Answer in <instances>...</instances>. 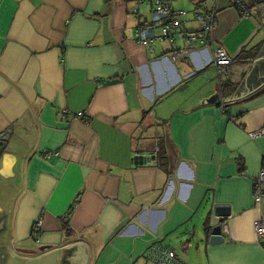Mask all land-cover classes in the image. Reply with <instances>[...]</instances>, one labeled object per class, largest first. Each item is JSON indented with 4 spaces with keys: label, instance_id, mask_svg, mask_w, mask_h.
<instances>
[{
    "label": "crops",
    "instance_id": "crops-1",
    "mask_svg": "<svg viewBox=\"0 0 264 264\" xmlns=\"http://www.w3.org/2000/svg\"><path fill=\"white\" fill-rule=\"evenodd\" d=\"M176 1L180 30L199 29ZM217 1L216 48L233 59L221 84L212 47L173 60L184 40L138 41L151 2L0 0V132L13 124L0 158L4 264H71L76 243L86 264H157L155 242L188 264H264V90L224 101L264 45V1L246 0L250 15ZM153 152L156 165L134 161ZM217 204L231 214L211 215L225 237L213 244L205 219Z\"/></svg>",
    "mask_w": 264,
    "mask_h": 264
},
{
    "label": "built area",
    "instance_id": "built-area-1",
    "mask_svg": "<svg viewBox=\"0 0 264 264\" xmlns=\"http://www.w3.org/2000/svg\"><path fill=\"white\" fill-rule=\"evenodd\" d=\"M139 4H144L146 2H151L153 4L152 8V21L154 26H158L160 31L156 33L153 26L143 23L140 24L136 30V37L138 41L145 45L146 47L151 46V42L154 39H167L171 42L177 40V37L185 41V46L175 49L170 53V58L176 60L180 57L190 54L192 46L198 45L201 47H212L214 49V63L218 67V77L220 84L222 83V78L226 74V66L230 64L233 59L227 53L223 46L216 48V43L218 42L215 29L217 14L219 11L217 0H202L195 9L193 14L195 19L200 23V28L193 31L180 30L182 27L181 17L187 13L186 10H175L170 0H135ZM264 1V0H260ZM231 3L237 6L243 15L251 14V6L246 0H231ZM155 5V6H154ZM135 13L139 15V10H135ZM1 42V37H0ZM216 48V49H215ZM223 103H221L222 105ZM225 105L223 104V107ZM63 114L68 115V110L64 109ZM78 118H85L83 112H78L76 114ZM258 131L254 134H259ZM45 154L50 157L53 153L45 152ZM156 153H137L134 161L137 164H152L156 165L155 161ZM254 200L256 203H262L264 200V167L261 168L257 178L254 181ZM42 219L38 220L35 225V238L39 240V232L42 228ZM256 230L260 236H264V222L263 220H258L255 223ZM147 258L157 264H188L179 258L177 252L174 248L166 246L160 242L153 243L148 251Z\"/></svg>",
    "mask_w": 264,
    "mask_h": 264
},
{
    "label": "water",
    "instance_id": "water-1",
    "mask_svg": "<svg viewBox=\"0 0 264 264\" xmlns=\"http://www.w3.org/2000/svg\"><path fill=\"white\" fill-rule=\"evenodd\" d=\"M262 15H264V3L258 5ZM145 23L154 26V23L151 18H146ZM263 84V85H262ZM264 90V45L258 54L257 58L255 59L253 65L249 69L248 73L246 74L245 78L243 79L242 83L240 84L239 88L237 89L233 98L228 97L224 98V101L235 99L242 97L253 90L257 89ZM13 130V124L7 128L5 131L0 132V158L2 157L5 147H6V139L8 138L10 131ZM231 214L230 206L228 205H215L212 211H209L207 214V218L205 219V231H207L210 227V237L209 241L213 244L221 243L225 240V237L222 234V225L220 223L215 225H208L210 224L211 215L216 217H227ZM3 220H0V227L3 225ZM78 245L77 249L74 250L73 255H66V258L70 259L71 264L82 263L86 264L88 259V253L86 246L82 243H76ZM75 245V244H74ZM45 246H42L41 249H45ZM5 259L0 260V264H4Z\"/></svg>",
    "mask_w": 264,
    "mask_h": 264
},
{
    "label": "rangeland",
    "instance_id": "rangeland-1",
    "mask_svg": "<svg viewBox=\"0 0 264 264\" xmlns=\"http://www.w3.org/2000/svg\"><path fill=\"white\" fill-rule=\"evenodd\" d=\"M182 1H185V4L183 5L185 8L186 7H189V6H192L193 7V9L195 8V3L194 2H192L191 0H182ZM175 5H176V7H182V4H180L179 2H178V0L175 2ZM192 9V10H193ZM145 12H143V14H144V16L147 18H151L152 17V9H151V7L150 6H148V7H146L145 9ZM158 29H159V27L158 26H156L155 27V30H156V32L158 31ZM1 243V242H0ZM13 249H15V248H13ZM147 259V258H146ZM9 261L12 263V264H21L20 263V261L19 260H17V259H15L12 255H11V257H9Z\"/></svg>",
    "mask_w": 264,
    "mask_h": 264
},
{
    "label": "trees",
    "instance_id": "trees-1",
    "mask_svg": "<svg viewBox=\"0 0 264 264\" xmlns=\"http://www.w3.org/2000/svg\"><path fill=\"white\" fill-rule=\"evenodd\" d=\"M192 2L196 3V4H199L202 0H191ZM225 85V84H224ZM224 85H222V87H224ZM72 209V208H71ZM72 211H69V213H71ZM68 218V217H67ZM63 225L65 227V230L67 232V234L71 233L72 232V228L70 226V223L68 221V219H63Z\"/></svg>",
    "mask_w": 264,
    "mask_h": 264
},
{
    "label": "flooded vegetation",
    "instance_id": "flooded-vegetation-1",
    "mask_svg": "<svg viewBox=\"0 0 264 264\" xmlns=\"http://www.w3.org/2000/svg\"><path fill=\"white\" fill-rule=\"evenodd\" d=\"M11 247H12V244L10 243H7V244L0 243V260L4 259L7 248H11Z\"/></svg>",
    "mask_w": 264,
    "mask_h": 264
}]
</instances>
